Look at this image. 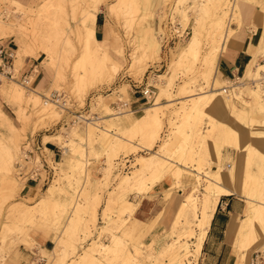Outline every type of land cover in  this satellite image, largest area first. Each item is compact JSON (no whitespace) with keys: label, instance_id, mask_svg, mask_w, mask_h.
Segmentation results:
<instances>
[{"label":"rangeland","instance_id":"obj_1","mask_svg":"<svg viewBox=\"0 0 264 264\" xmlns=\"http://www.w3.org/2000/svg\"><path fill=\"white\" fill-rule=\"evenodd\" d=\"M243 1L255 5L264 16V0ZM121 2L0 0V40L12 47L15 76L0 80V108L16 126L6 124L0 116L3 123L0 124V145L3 144L0 154L6 150L5 144L15 156L13 180H8L0 167V264H14L9 261V254L19 244L36 252V256L25 264H122L123 251L132 257L125 264H173L171 251L178 245L187 247V250L177 248L183 262L193 261L195 242L200 233V205L195 210L188 205L181 211L176 205L171 223L163 228L132 216L136 200L142 194L161 191L169 195L178 192L180 182L175 180L172 170L167 166L138 170L135 172L136 182L125 188L119 187L122 177L132 175L140 166L138 157H146L157 151L159 158H169L200 173L198 181L182 179L185 186L179 190L182 192L180 198L196 182L197 194L204 192L208 184L206 178L214 179L219 168L234 165L237 170L236 183L237 179L240 183L242 176V184L246 180L245 147L250 141L240 151H235L234 145L227 146L221 140L201 138V132L212 127L207 124V114L200 122L186 120L183 115L199 94L216 91L209 109L211 115L223 116L217 114L214 102L221 101L227 105L231 117L246 124L247 135L249 130H264L261 126L264 113L254 109L249 94L253 84L263 82L264 77L241 85L242 95L237 98L233 97V91L239 79H227V83L226 79L220 80L222 84L214 86L211 75L213 63L206 79L203 75V57L211 45L206 29L208 31L212 15L215 17L226 12L225 25L229 28L240 27L244 7L242 2L238 5L234 0H162L153 10H146L143 0H132L134 6L131 7L129 0ZM200 7H206L210 14L199 28L200 54L198 60L190 59L183 63L178 60V54L191 38L192 28L198 27V20L201 22ZM89 8L95 9L96 17H100L104 34L101 40L95 37L94 26L93 29H86L82 25L84 13ZM150 19H153L156 28H145L146 21ZM249 28L256 29V26L252 23ZM1 31L10 32L13 36H2ZM180 32L186 35L180 36ZM257 40L258 44L254 45L256 61L264 64V28ZM153 42L156 55L151 53ZM96 46L100 47L98 53ZM95 53L106 66L102 73L98 62L92 58L96 56ZM21 56L26 58L19 64ZM28 59L33 66L35 64L33 75L43 68L48 79L47 87L34 89L35 94L42 100H48L44 96L52 90L63 94V103L48 100L59 109L58 116L40 111L31 102L30 105L24 104L27 117L23 119L18 104L9 103L8 99L6 101L5 90L12 83H20L26 91L27 87L30 88L17 75L27 65ZM78 74L79 81L76 77ZM146 84L155 86V96L150 101L141 97L139 91H134ZM160 85L165 90L161 91ZM130 95L139 97L137 102H142L139 110L114 109L113 105L119 99L131 101ZM228 97L231 98L230 104L224 100ZM154 105L159 116L158 129L155 125L146 132L119 128L127 119L134 121L145 114L147 107ZM218 119L236 133L238 145L242 146L238 130L225 122L226 119ZM189 121L197 123L193 125L196 132L192 135H189ZM153 130H158L159 135L152 139ZM118 136L123 143L111 148L108 142L118 139ZM33 140L43 144V152L48 158L51 151L47 144H57L62 152L61 158L57 159L59 162L52 159L54 174L46 182L16 175L15 161L20 158V149L23 145L30 148L29 142ZM241 152L244 153L243 158ZM76 158H81L85 171L74 170ZM45 196V205L38 204ZM121 220H125L127 225L122 229L118 227ZM260 233L261 243L259 248L254 249L255 264L260 263L258 259H264V231ZM39 236L52 239L48 248H43ZM100 245H106V250L98 249ZM93 248L97 250L93 253L100 261L98 263L90 261L89 253H86ZM186 251L188 256L184 258ZM202 258L201 249L196 263L199 264Z\"/></svg>","mask_w":264,"mask_h":264},{"label":"bare ground","instance_id":"obj_2","mask_svg":"<svg viewBox=\"0 0 264 264\" xmlns=\"http://www.w3.org/2000/svg\"><path fill=\"white\" fill-rule=\"evenodd\" d=\"M121 1L122 0H120V2ZM129 1H130L129 7L134 6L132 3V0H129ZM206 1H209V0H206ZM234 2H236L238 5H241L242 0H234ZM120 4H122V2ZM199 11H200V15L202 16V18H200L201 22L198 20V24H197L198 27L195 26V28H192L193 32H192L191 38L183 46L180 53L178 54V60L183 62V63L186 62L187 60H190V59H192L194 61L198 60V56L200 54L201 48H200V39H199V34H200L199 28H201L204 25L203 22L205 20H207L208 17H210V14H208V10L206 7L201 8ZM84 14H83L84 17L82 18V25L84 28L90 29L94 26V23L96 20L95 9L89 8L87 11H85ZM226 14H227L226 12H223L222 14H219L218 16H215V17H213V15H212V19L210 20V25H209L208 31L206 29V33L208 34V37L210 39V42H208V43H211V45L203 57V63H204L203 75H204L205 79H206V76L208 74L209 67L215 61L220 50L223 47L227 46L232 34L234 33L235 29H237V28H229L228 25L227 26L225 25L224 19L226 17ZM241 20H240L239 24H241ZM1 34H2V36H10V37L13 36L10 32H7V31H1ZM155 46L156 45H154V42H153L151 45L152 55L153 54L156 55V53H157ZM250 47H249V50H250ZM96 48H97V49H95L96 51L100 50L99 49L100 47L96 46ZM98 51H97V53H98ZM93 52H94V50H93ZM95 55H96V53H95ZM92 58L98 62V68L101 69V73H102V71H104L106 68L105 64L101 63L98 60L97 55L96 56L93 55ZM263 68H264V64L257 63L255 57H253L251 62L247 65L243 77L237 78V79H239V82L236 85H234L235 91H233V97L239 98L240 95H242L243 89H241V87H242L241 85L254 82L258 79L260 80V78L264 77L263 76L264 75ZM62 75H63V73H62ZM76 77H77V81H79L80 74L76 75ZM227 82H229V81H227ZM7 87H6L5 94H4V96L6 97V101L8 99L9 103L14 102V103L18 104L19 109L22 111L21 116L23 119L25 118V116L27 117V115H25V111H24V107H25L24 104L30 105L31 102L35 107H38V109H40V111H43L44 113L46 112L49 115H53L54 117L59 115V113H60L59 109H57L54 106V104L50 103L48 100H45V99L42 100L39 97V95L37 96L35 94V90H33V89L31 90V89L26 88L27 89V91H26V90H24L23 86L20 85V83H12L8 88ZM160 90L161 91L165 90V87L160 85ZM247 91H249V89ZM249 94L252 97V101H253L254 106H255L254 109L256 108V110L258 112L264 113V81L263 82L261 81L260 83L258 82V83H256V85L253 84V86L250 89ZM216 95H217L216 91H211L209 93L199 94L194 101L192 100V103H190L191 105L189 104V107L186 111L183 108L185 111V112L183 111L184 112L183 115H185L186 120L192 119V120H198V121L200 120L201 121L203 115L207 114V116L209 118L207 124H208V126L211 125L212 127L205 130V131H202L201 135L199 133V130H197L198 131L197 134L200 135L201 138L213 137L216 140L217 139L221 140L227 146L234 145L237 150H240V149H242L243 146L238 145L239 143L236 140V136H237L236 133L233 130H231L229 126H227L223 122L219 121L218 117L210 114L209 109L211 108V103L214 100ZM193 98H195V97H193ZM224 100H225L226 104H230V102H231V98H229V97L225 98ZM244 102H247V101H244ZM238 110H240V109L238 108ZM0 114H1V111H0ZM238 120H240V119H238ZM256 120H258V119H256ZM0 124L1 125L3 124L2 121H0ZM120 124H121V122H120ZM196 124L197 123L194 124V121L193 122L189 121V125L191 126V130L189 131V135L190 134L192 135L196 132V128L194 127ZM121 125L119 126V128L123 129V131L139 130V131L146 132L151 128V126H154V125L157 128V126L158 125L160 126V124H159V116H158V111H157L156 105L147 107L145 109V114L138 117V118H135L134 121L132 119H127V121H125ZM261 126L264 127V119H262ZM205 133H206V135H205ZM253 133L256 136L260 137L262 142L264 141V130L261 132H258L255 130ZM260 134H261V136H259ZM158 135H159L158 130H153L151 137L153 139V136L157 137ZM108 143H109V146L111 148H113L114 146H120V144H122L123 142L121 141V138H119V136H118V139L112 140L111 142H108ZM2 145H0V146H2ZM151 145L152 144L149 145V147H150V148L148 147L149 149H151V147H152ZM4 148L6 150L3 151V154H0L1 155L0 159H2V161H0V162L3 163V165H1L0 167L4 171L5 177H7V179L9 180L11 178V180H13L14 175H12V173H13L12 170H13V162L15 160V156L11 152V150L9 151V149H7V146L5 144H4ZM245 148H246V152H247V154H246L247 160H246V165H245V171H246L245 172V178H246V180H244V183L242 184L240 191H241V194L248 200V203H247V206L245 209L244 217L240 221L237 222V236H236L237 238L235 239V244H236L235 246H238L239 249H245V248L248 249V248H252V247L257 248L258 245H260V243H261V237L259 236L261 234L260 232L264 231V149L259 148L258 146H256L255 144H253L251 142H249V144ZM5 152H6V154H5ZM156 152L157 151H155L154 153H151L149 156H146V157H144L142 155L140 157H138L137 160H138L140 166H138L136 168V170L133 171L132 175H124L121 179V182L119 183V187L125 188L127 186H131V183L136 182V176H137L135 173L136 171L151 169V168H155V167L158 168L159 166L160 167L161 166H167L169 170H172V172L174 174L173 177H175V180L178 183L180 182V184L178 186L179 188L177 189L178 191L182 190V188L185 186L184 185L185 182L183 184V181H185V180H182L183 178H186L187 180H189L190 178H193L196 181H198V177L200 175L199 172H194L193 170H191L187 166H184L183 164L181 165V164H177V162L176 163L172 162L169 158H159V156L157 155ZM218 152H219V150H218ZM75 162H76V164L73 166L74 170L78 169L80 171H83L85 169V166H83V164H82L81 158H76ZM70 164H72V163H70ZM73 164H74V162H73ZM160 167H159V169H160ZM162 168H164V167H162ZM71 169H72V165H71ZM72 173H74V171ZM76 173H78V172H76ZM236 178H237V170H236V167L234 165L233 166H227L225 168H219V170L216 171V175H215L214 179L208 178V177L206 178V179H208V184H207V186H205L204 192L200 193V195L197 194V192H198L197 185L198 184L196 182V183L192 184V186L186 191V193L183 195V197L177 201V208L179 209V211L184 210V208L188 205H191L192 209L195 210L197 208V206L200 205V215L198 217V221H199L198 227H199L200 233H199L198 237L196 238L197 240L195 242V249H194V256H193L194 260L193 261L187 260V262H185V261L183 262L182 255L180 254L179 250H177V248L183 247L184 249L187 250V247L184 245H178L176 249H173L171 251L170 256L172 257L171 261L173 264H197L196 263V256L201 251L203 241H204L207 229H208L207 227L209 225V222H210L211 216L215 210V207L218 203V197L222 194H228V193H232V192L236 191V189H237ZM5 179L6 178H2V180H5ZM177 182H176V184H177ZM187 185H189V184H187ZM46 193H49V192H46ZM46 198H47V196L42 197L38 201V204L43 203L42 205L44 206L46 203ZM93 213H94V210H93ZM124 221L125 220H121V224L119 223L120 226H118L119 228L125 227L126 223ZM257 228H259V229H257ZM115 243L117 244V241ZM113 246H115V245H113ZM106 247H107L106 245H100V247H98V249L105 251ZM108 249H107V251H108ZM94 251L97 252V250L93 248V250L91 252L89 251L86 253H89L90 261H92L94 263H98L100 261L96 258L95 253H93ZM187 254H188L187 251L183 254L184 258L186 256H188ZM121 257L122 258L120 260L122 261V264H125L126 262L130 261V259L132 258L131 254L128 253L127 251H123ZM245 257H246V252L245 253L242 252L240 255V261L237 262L236 264H244L243 262L245 261Z\"/></svg>","mask_w":264,"mask_h":264},{"label":"crops","instance_id":"obj_3","mask_svg":"<svg viewBox=\"0 0 264 264\" xmlns=\"http://www.w3.org/2000/svg\"><path fill=\"white\" fill-rule=\"evenodd\" d=\"M161 2L162 0H143L144 8L146 10H153L154 6L155 8H158ZM242 5L244 6L243 21L241 22L242 26L235 27L237 29H235V32L231 36L227 46L220 50L215 61L213 62V71L211 75L214 86L221 85V81L225 79V83H227V79L243 77L247 65L251 62L253 57H255L256 50L254 45L258 44V35L264 28V16L258 11V8L249 1H243ZM252 23L256 26V29L249 28ZM145 26L146 29L156 28V25L153 23V19L146 21ZM100 34L101 37H98ZM94 35L98 40L104 38V34H102L101 23L97 22V17L94 23ZM109 42L111 44V41ZM250 44L251 48L249 50ZM15 50L16 49H14V51ZM106 50L109 51L107 48ZM16 53L15 61L18 60ZM110 54L112 55V53ZM23 57L24 56H21L19 64L26 58ZM258 58H260V56ZM113 60L115 61L114 57ZM29 61L30 59L27 60V65L21 68L20 74L29 70H34L35 64L33 66V64H31ZM33 84H35V86H30V88H27L34 90L47 87L48 79L43 68L38 70V72L34 75ZM138 99L139 97L130 95L132 105L137 110L141 108L142 103L137 102ZM214 102L217 114L223 115L218 117H221L222 120L226 119L224 121L234 126L240 133L239 135L241 137L240 139L242 146L250 141L251 143H255L261 149L264 148V141L262 142L260 137L256 136L253 132H251V130L248 131L249 135H247L244 128L246 124L231 117V113L225 103H222L221 101L216 103V100ZM218 106L221 107L220 110H218ZM237 107L240 108L239 106ZM0 111V116L3 121H5L6 124L11 123L14 127H16L12 119L1 108ZM227 119L233 120L227 121ZM251 136L253 138H251ZM40 137L42 138V136ZM47 148L51 151L52 159L56 162H59L57 159L61 158L62 155L60 147L57 144H47ZM233 149L235 151H240L234 146ZM244 153L241 152L242 158L244 157ZM242 182L243 176L242 180H240V183L239 179H237L236 191L228 194H222L218 199V203L207 227L208 229L201 248L203 252V258L199 264H236L240 261V255L242 252H246L245 261L243 262L244 264H255L256 257L254 256V249L259 247H252L248 249L245 248L240 250L238 246H235V239L237 238V222L244 217L245 209L248 203V200L241 194L240 191ZM180 195V191L177 193L172 192L169 195H164V193L161 191L142 194L136 200V206L132 216L139 219L141 222L153 223L155 227H166L171 223L174 217L177 201L180 199ZM39 239L43 244V248H48V244L52 242L50 237L42 238L39 236ZM34 256H36V252L33 249H30L23 244H19L17 249H14L10 252L9 261L14 264H25ZM258 261L260 262L259 264L264 263V259H258Z\"/></svg>","mask_w":264,"mask_h":264},{"label":"built area","instance_id":"obj_4","mask_svg":"<svg viewBox=\"0 0 264 264\" xmlns=\"http://www.w3.org/2000/svg\"><path fill=\"white\" fill-rule=\"evenodd\" d=\"M176 32H179L176 30ZM180 36H185L183 32L179 33ZM14 65H13V54L12 47L9 43H4L0 40V80L2 77H13ZM20 81L28 86H33L34 75L33 71L29 70L24 73H18ZM146 101H150L155 96V86L152 84H146L137 90ZM46 99L53 101L55 103L65 102L63 99V94L52 90L48 95L44 96ZM115 110H122L124 108H129L131 111H136L137 109L132 108V102L127 100L119 99L118 102L113 105ZM74 121V119H73ZM29 147H24L20 149V158L15 161L16 175L25 179H42V181H48L50 177L54 174V165L52 164V157L48 158L43 152V144L39 141L34 140L29 142ZM37 157H39L37 160Z\"/></svg>","mask_w":264,"mask_h":264},{"label":"trees","instance_id":"obj_5","mask_svg":"<svg viewBox=\"0 0 264 264\" xmlns=\"http://www.w3.org/2000/svg\"><path fill=\"white\" fill-rule=\"evenodd\" d=\"M97 22H100V17L99 16H97Z\"/></svg>","mask_w":264,"mask_h":264}]
</instances>
